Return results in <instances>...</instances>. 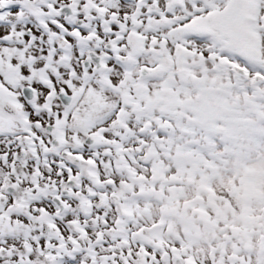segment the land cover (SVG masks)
Returning <instances> with one entry per match:
<instances>
[{
  "label": "snow or ice",
  "instance_id": "snow-or-ice-1",
  "mask_svg": "<svg viewBox=\"0 0 264 264\" xmlns=\"http://www.w3.org/2000/svg\"><path fill=\"white\" fill-rule=\"evenodd\" d=\"M0 264H264V0H0Z\"/></svg>",
  "mask_w": 264,
  "mask_h": 264
}]
</instances>
